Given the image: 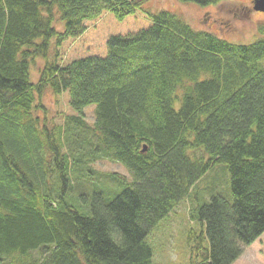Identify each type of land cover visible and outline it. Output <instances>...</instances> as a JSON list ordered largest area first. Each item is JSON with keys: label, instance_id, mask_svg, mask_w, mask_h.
I'll use <instances>...</instances> for the list:
<instances>
[{"label": "trees", "instance_id": "obj_1", "mask_svg": "<svg viewBox=\"0 0 264 264\" xmlns=\"http://www.w3.org/2000/svg\"><path fill=\"white\" fill-rule=\"evenodd\" d=\"M146 1L0 0V264H153L151 231L194 190L192 264H234L264 234V38L235 44L164 10L110 37L104 57L59 59L89 23ZM47 89L77 114L59 128L37 116ZM101 160L129 178L92 168ZM218 165L232 199L199 201Z\"/></svg>", "mask_w": 264, "mask_h": 264}, {"label": "rangeland", "instance_id": "obj_2", "mask_svg": "<svg viewBox=\"0 0 264 264\" xmlns=\"http://www.w3.org/2000/svg\"><path fill=\"white\" fill-rule=\"evenodd\" d=\"M253 1L224 0L219 5L204 7L178 0H148L144 3V13L138 11L123 21L107 13L98 21L89 23V29L83 36L69 40L59 48V59L66 64L89 56L104 57L107 55V41L110 37L125 36L146 29L152 24L147 13L157 14L164 10L177 14L196 31L210 32L235 44H251L264 38V35L260 36V29L264 30V13L253 9ZM58 13L54 26L61 30L63 22ZM55 47L52 42L51 51ZM42 67L43 62L38 59L32 70L33 79H38ZM39 105L43 109H37V116L57 128L64 126L70 117L77 116L68 105V94L57 96L47 89L39 97ZM94 110V107H88L80 115L89 126L95 121ZM92 168L101 173H118L129 178L128 171L122 165L108 160L98 161ZM215 183L219 186L217 191ZM230 185V174L224 165L212 168L198 183V197L199 192L201 194L199 201L209 200L215 193L231 200ZM194 197L195 190L151 231L148 243L153 249V264H192L194 254L189 245V233L200 227L191 217L194 203L197 202ZM234 264H264V234L254 244L245 247L242 256Z\"/></svg>", "mask_w": 264, "mask_h": 264}, {"label": "water", "instance_id": "obj_3", "mask_svg": "<svg viewBox=\"0 0 264 264\" xmlns=\"http://www.w3.org/2000/svg\"><path fill=\"white\" fill-rule=\"evenodd\" d=\"M253 6L255 11L264 13V0H254Z\"/></svg>", "mask_w": 264, "mask_h": 264}]
</instances>
